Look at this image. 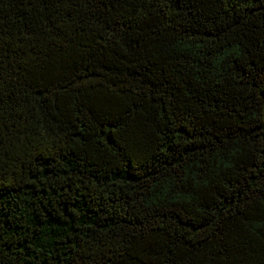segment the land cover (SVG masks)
Returning a JSON list of instances; mask_svg holds the SVG:
<instances>
[{
	"label": "trees",
	"instance_id": "1",
	"mask_svg": "<svg viewBox=\"0 0 264 264\" xmlns=\"http://www.w3.org/2000/svg\"><path fill=\"white\" fill-rule=\"evenodd\" d=\"M0 264H264V0H0Z\"/></svg>",
	"mask_w": 264,
	"mask_h": 264
}]
</instances>
